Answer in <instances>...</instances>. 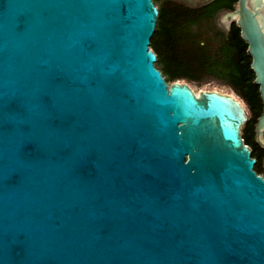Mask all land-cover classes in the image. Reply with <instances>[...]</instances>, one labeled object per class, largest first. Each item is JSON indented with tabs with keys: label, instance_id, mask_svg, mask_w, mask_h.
<instances>
[{
	"label": "water",
	"instance_id": "water-1",
	"mask_svg": "<svg viewBox=\"0 0 264 264\" xmlns=\"http://www.w3.org/2000/svg\"><path fill=\"white\" fill-rule=\"evenodd\" d=\"M157 17L153 0H0V264H264L246 108L166 82ZM223 17L264 145V0Z\"/></svg>",
	"mask_w": 264,
	"mask_h": 264
},
{
	"label": "rangeland",
	"instance_id": "rangeland-1",
	"mask_svg": "<svg viewBox=\"0 0 264 264\" xmlns=\"http://www.w3.org/2000/svg\"><path fill=\"white\" fill-rule=\"evenodd\" d=\"M153 2L158 7H162L166 14L171 13L174 8L172 2L167 3L163 0H153ZM214 27L203 24L192 25L190 28L193 31H191L185 25H180L175 34L174 53L170 51L171 67L180 71L185 78L196 80L188 81L194 91L208 89L230 93L245 105L237 90L229 84L232 82L235 85H242L238 81L242 69L234 61L236 49L229 42L217 40L219 37H216ZM223 35L226 36L225 33ZM155 66L158 68L159 63H155ZM163 67L164 64L161 63V68ZM170 83L168 81V84Z\"/></svg>",
	"mask_w": 264,
	"mask_h": 264
},
{
	"label": "trees",
	"instance_id": "trees-1",
	"mask_svg": "<svg viewBox=\"0 0 264 264\" xmlns=\"http://www.w3.org/2000/svg\"><path fill=\"white\" fill-rule=\"evenodd\" d=\"M222 4L223 3L220 2V4L218 3L216 6H223ZM209 15L208 9H187L185 7H176L173 8L171 13L166 14L162 7H158L156 26L150 38L149 47H151L156 54L157 60L155 63H159L158 69L165 77L166 82L183 80L188 83V81H196L185 78L180 74V71H176L171 67L172 60L170 56L172 54H170V51L172 50V53H174L175 34L180 25H185L188 30H191L190 27L192 25L198 26V24H200V22ZM238 31L239 28L234 26V30L230 36L231 41L229 43L236 49L237 54L234 61L242 69L241 75H238V81H240L242 85H235L232 82H229V84L237 90L238 95H240L242 99L248 103L249 108L253 112L251 120L247 121L241 128L243 138L242 131L246 129L248 123L255 120L261 105L258 104L260 102L259 92L257 85L253 83L254 75L249 67L250 57L245 51L246 43L241 39ZM225 41L227 42V39ZM161 63L164 64L163 68H161Z\"/></svg>",
	"mask_w": 264,
	"mask_h": 264
},
{
	"label": "flooded vegetation",
	"instance_id": "flooded-vegetation-1",
	"mask_svg": "<svg viewBox=\"0 0 264 264\" xmlns=\"http://www.w3.org/2000/svg\"><path fill=\"white\" fill-rule=\"evenodd\" d=\"M163 1H167V3L172 2L174 8L185 7L187 9H208L210 15L207 16L206 18H204L201 21L202 23L200 22V24H198V25L203 24L204 26H206V25L215 26L214 28H215V32H216V37H219V39H217V40H221V42L225 41L226 39H227V42H230L231 41L230 36L234 30V26L238 27L235 19H232L230 21H226V20H224V17H223L224 13L226 11H232L236 8L238 0H232V1L231 0H163ZM220 2L223 3L222 4L223 6L217 7L216 5L218 3L220 4ZM238 32H239V35L241 37L240 28H239ZM224 33L226 34L225 37L223 35ZM241 39L244 41V39L242 37H241ZM247 46H248V44L246 43V50L245 51H246V54L248 55ZM248 56L250 57L249 67L251 68V56L250 55H248ZM251 70H252V68H251ZM252 72H253V75L255 77L253 70H252ZM253 80H254V78H253ZM257 89L259 92V86L258 85H257ZM259 98H260V102L258 104L261 105L260 109H259V113L255 117L254 121L248 123V126H246V129H244L242 131V133H243V141L246 142V143L245 142L244 143L250 149L251 157L255 158V163L253 164V170L255 171V173L257 175H260L264 179V145L260 144L257 140V137H256V122H257V118L259 117V115L261 114L262 109H263V103H262V100L260 97V92H259ZM245 103H246V101H245ZM244 107L246 108V111L248 113V120L247 121H250L251 118L253 117V112L249 108L248 103H246L244 105ZM261 141L264 144V129L261 131Z\"/></svg>",
	"mask_w": 264,
	"mask_h": 264
}]
</instances>
